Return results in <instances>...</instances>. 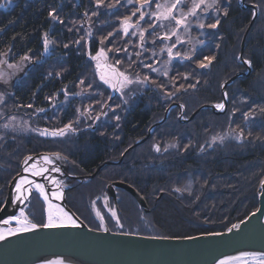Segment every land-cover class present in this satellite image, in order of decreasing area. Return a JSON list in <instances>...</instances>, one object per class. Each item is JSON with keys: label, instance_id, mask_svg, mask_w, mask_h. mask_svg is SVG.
<instances>
[{"label": "trees", "instance_id": "1", "mask_svg": "<svg viewBox=\"0 0 264 264\" xmlns=\"http://www.w3.org/2000/svg\"><path fill=\"white\" fill-rule=\"evenodd\" d=\"M11 3L7 9L0 10V53H8L12 60L25 55L39 56L43 50V36L48 32L64 41L44 60L47 64L55 58L64 59L63 74L48 82V68L36 64L34 72L13 86L9 96L11 103L19 107L32 104L38 109H46L41 117H50H47L48 98L65 87L73 86L71 91L76 93L82 87L79 83L81 72L90 67L91 61L80 53L78 45L76 47L71 39L84 38L91 32L89 46L93 51L100 39L112 32V37L107 36L108 42L116 38L115 44L127 47L130 53L133 50L134 37L120 38L115 29L121 26L120 21L125 16H130L135 0L132 4L127 0H119V3L106 0L99 9L95 0H12ZM255 4L261 9L263 1L255 0ZM183 5L187 11L191 0H186ZM225 8L228 9L227 17L222 15ZM53 9L63 23L49 16ZM154 10L155 4L145 9L146 12ZM93 12L97 15L93 16ZM75 14L82 19V24L69 32L66 25H74L68 24V19ZM251 18L252 10L242 9L238 0H220V12L211 8L207 12L200 9L197 17L189 18L187 30L179 29V39L183 43H177L173 49L174 53L178 51L192 56V59L175 57L169 63L170 69L167 53L161 49L177 38L174 36L172 40L161 42L155 36H146L147 51H143L136 61L138 65L132 64L131 67L137 66L138 71L146 72L155 83H150L141 94L132 97L127 106L119 102L113 105L115 111L108 109L112 113V123L106 134L90 130L85 137L66 144L56 141V146L62 144L61 151L69 155L70 162L75 161L74 166L71 165L75 174L82 179L90 178L86 185H77L73 183L75 179H68L72 183L67 192L69 207L86 219L89 227L99 230L97 223L80 214L81 205L77 201L82 200L77 196L76 187L86 188L88 195L93 196L100 189L102 193L104 188L108 190L116 181L132 186L142 195L146 207L139 206L126 190L116 188V198L111 201L116 203L117 214L123 220H134L135 224L117 227L109 223L113 232L157 237L221 232L257 210L259 185L264 178V20ZM216 19L221 21L216 29L198 26L213 23ZM140 23L148 29L147 23ZM164 23L168 25L167 21ZM167 30L158 27L156 33L163 35ZM74 33L75 37H72ZM243 38L242 54L252 62L250 73L226 85L227 106L223 112L215 113L209 108L199 110L203 105L220 103L223 83L235 73L246 70L247 66L237 59ZM70 42L72 46L63 47ZM127 56L130 57L129 53L123 54L126 61ZM205 56L215 59L209 67L200 68L196 61ZM144 64H151L159 71L153 72L143 67ZM165 70L167 76L163 75ZM185 75L188 79H184ZM190 84L195 87H188ZM167 93L173 95L169 97ZM174 103L185 106L182 118L188 120L180 121V107L176 105L170 109L165 121L148 133ZM245 113L249 114L248 119H245ZM107 114L106 111L104 116ZM116 115L121 117L119 121L114 118ZM241 130L244 135L237 139ZM145 137L144 142L134 146L136 141ZM214 137H217L215 142ZM219 137H223L222 142ZM44 141L43 137H22L7 138L0 143V202H4V191L18 172L22 157L46 151ZM72 143L73 147L70 146ZM154 145L160 146L159 152ZM129 147L121 162L108 163L117 162ZM125 197L130 202H125ZM2 205L0 203V208Z\"/></svg>", "mask_w": 264, "mask_h": 264}, {"label": "rangeland", "instance_id": "2", "mask_svg": "<svg viewBox=\"0 0 264 264\" xmlns=\"http://www.w3.org/2000/svg\"><path fill=\"white\" fill-rule=\"evenodd\" d=\"M105 1L106 0H104V2ZM162 1L163 0H160V2ZM262 1H263L262 7H261L262 10L260 8L255 9V11L257 12V16L255 18L260 17L262 20H264V0ZM4 3H7V1ZM253 4H255V0H238V5L242 9H246V10L251 9L253 11V8H252ZM11 5L12 3L7 4L6 7L0 6V10L7 9ZM181 6L183 8L184 5H181ZM136 7H138L137 4H135L134 7H132L133 10L130 11V15L133 11H135ZM115 8H118V7H115ZM255 18H253L252 16L251 20ZM136 19L133 18V21H135ZM69 23L74 24L71 27L66 25V28L70 30L69 32H71L75 27H78V24H82V19L75 14L72 18L68 19V24ZM140 25L142 27V23H140ZM115 30L117 31V33H119L118 35L120 36V38H126L122 33L121 26H119V28L116 27ZM131 31L133 30H130V32ZM88 33L84 35V38H79L78 36L75 39H71L72 41H74L76 47L78 45L77 48L78 50H80V53L82 55L84 54V57L86 56V59H89L91 61L90 67L88 66L85 67L84 70L81 72V76H82L81 80L83 79L85 81V84L81 85L82 87L79 90L76 87V90H78L76 93L71 91L73 87L72 86L71 88L65 87L61 90V92H58V93L56 92L52 94L50 96L52 99L49 100V107L47 108V110H49L47 117L50 116L49 118L41 117L42 113L46 112V109L43 112H39L38 108L36 107H31L30 109H28L26 106L19 107L11 103L9 96L10 94H12L13 86L18 84L21 79L22 80L20 82L24 81L26 77L28 76V74L30 75L34 72L36 64L45 65L46 66L45 68H48L47 69L48 70L47 78H49L48 82H53L56 76L58 77L61 76L63 74V71L65 70V60L64 59L55 58V59L48 61L47 64L44 63V60L47 56L50 55V53L53 51L55 46L62 45L64 41L62 39H57L56 37L52 35V33L48 32L47 37L51 43L49 44L47 51H45L44 45H43V50L41 54H39V56H32L30 60L21 61V58H18L17 60L16 59L12 60L11 55L9 56L8 53L7 55H0V60L6 61L5 63L0 64V73H3V77H0V95L3 96V100L0 101V137H2V139H0V143L4 142L7 138L18 139L22 137L23 138H26V137H34V138L41 137L42 138L43 137V140H45L43 144H44V147L46 148V151H41V152L34 153V154H27L23 156L19 162L18 172L14 176L20 173L22 161L24 160L26 156L36 155L39 153H46L48 155H51L52 153L58 152L66 156L68 159L65 161L57 160L55 161V164L60 165L63 172H65L66 174L76 176L75 178H73L75 179V182L73 183H76L77 185H83V184L86 185V183L88 182L90 178L82 179L80 176H77L75 174V171L72 168V166L74 165L72 162H70L69 155H66L65 152L61 151L64 148V147L62 149L60 148V145L62 144H59L58 146H56L57 145L56 141L64 142L66 144L68 142H71L72 140L75 141L76 138L81 139L82 137H85V135H88L89 133H91L90 130H95L97 132L99 130L101 131V134L103 133L106 134L105 132L108 129V126L111 125L110 122L112 123L111 121L112 113L108 109L109 108L114 109L113 105L119 104V102L124 104L123 101L125 99L129 102L132 97H134L137 93L141 94L142 91L150 84V83H145V84L129 85L124 90L125 94L123 96L121 92L114 91L113 89L109 88L107 85H104L99 80V76L96 70V61L91 59V56H94L96 52L99 50V48L104 47L105 49L107 48L112 49V51L108 53V56H109L108 63L109 64H114L116 59H120L122 63L121 65H118L117 67H120L121 70H128L130 72L139 73L141 77H143L144 75H147L146 72L138 71L137 66L129 68V65L130 63L131 65L132 64L138 65V62L136 61L138 60L140 56L137 57L136 53L140 51L143 52V50L139 47L138 36H131V37H134L135 43L132 45L133 48L131 47L133 49V50L131 49L132 50L131 53L127 51V53H129L130 55V57L127 56V61H126V58L123 57V54L125 52H121L118 54L116 53V49L118 48V46H120V49H124V48L127 49V47H123L122 45H119V43L118 45L115 44L114 40L116 38L111 39L112 41L110 40V42H108L105 39L104 43L98 44L97 47H95V44H94L95 48H93V51H92L91 50L92 48H90L89 46L91 41H89ZM72 34H70V36H72ZM72 37H75V33H74V36ZM43 39H44V36H43ZM76 41H79V43H76ZM69 44L70 45L67 44L69 47L72 46L71 42ZM244 46H245V43L243 45L241 43L239 54L237 53L238 56L241 57L242 59L244 58L242 54ZM242 59H238L239 63H242ZM131 60H133L134 63ZM8 63L20 65V67L18 69H11L7 67ZM169 63L170 62H167L168 65ZM170 65L168 66L169 69H170ZM251 69H252L251 67L248 68L247 66L245 71L237 72L233 76H235L236 74H241L242 76L237 77L235 79H238V78L243 79V77H246L250 73ZM57 73H59V75H56ZM243 73H246V74L244 75ZM262 75L264 79V70L262 72ZM88 83H91L93 85L92 89H88L86 87ZM65 91L67 94H65ZM127 104L125 105L127 106ZM204 106L206 105H203L202 107ZM85 109H90V111H85ZM106 111L108 113L107 117H105L104 115H101L102 112L106 113ZM178 112H179L178 118L180 119V121H182L183 113L181 115V111L179 110ZM98 115H99V119H96ZM68 123H72L73 128H75L76 131L67 132L62 137L61 136L53 137L51 135H41L40 134L45 129H48L49 131H51L53 129L63 128L64 125ZM162 123L156 124V125H161ZM6 124L8 125L7 128L4 127V125ZM74 143H72V145L70 144V146L73 147ZM51 146H56V147L51 148ZM0 171H2V169H0ZM66 174L64 173L61 174L60 180L63 181L64 194H65L66 202L68 204L67 192L71 190L70 184L72 183V181L70 182L68 181V179H72V178H66L65 176ZM14 176L12 177V179L14 178ZM9 184L7 186L6 191H4V194H5L4 202L8 194ZM111 187L112 185L108 187V190H107V187L106 189L104 188L103 193L102 191H100L101 190L100 189L99 192L93 194V196L88 195L86 188L84 190L83 187L82 188L76 187L78 192L80 193L79 194L77 192V196L81 197L80 201L82 200L81 202H79L74 198L81 205L80 214L82 216H86L87 219H91L92 222L97 223L99 225V229H103L100 227V224H101L100 217H103L104 227L108 229H110L109 223L117 227L120 225H122L123 227L134 226L135 224L134 220H131L129 218L123 220V218L117 214L116 212L117 209L114 205L116 203H112L111 201V200H114V198H111V195H109L110 194L109 190ZM116 188H115V191H116ZM115 198H116V192H115ZM124 200L125 202H130L129 198L127 197H125ZM38 201H40L42 205ZM23 208H24L26 215H28L29 219H31L33 222L35 223L38 222V221H34L33 219L39 220L41 222L46 221V211H45L43 201L40 199L39 194H37L36 192H33V195L29 197L27 201H25ZM112 211L116 212L117 214L116 217L112 216ZM97 212H99L100 214L99 217L97 216ZM77 216L83 221V223L89 226L87 223L88 221L86 219H84L83 217L79 215ZM117 218L119 219V225L117 224ZM250 264H258V261L252 262Z\"/></svg>", "mask_w": 264, "mask_h": 264}, {"label": "water", "instance_id": "3", "mask_svg": "<svg viewBox=\"0 0 264 264\" xmlns=\"http://www.w3.org/2000/svg\"><path fill=\"white\" fill-rule=\"evenodd\" d=\"M243 42L244 38L241 41L242 45ZM240 76L242 75L236 74L223 83V100L221 102L225 105L223 110L217 109V104L206 105L200 107L199 110L209 108L215 113L223 112L227 106V97L224 96L225 87L233 79ZM176 105L180 107V104L176 103L168 107L164 117L153 124L148 133L152 131L156 124L164 122L169 110ZM183 110L184 108L180 107L181 115ZM187 120L183 119L182 121ZM146 138L136 141L134 146L144 142ZM130 148H127L117 162L108 163L121 162ZM44 155L48 154L39 153L28 156L38 158ZM23 161L20 175H23L25 166ZM36 165L38 168L44 167L43 164L36 163ZM54 165L61 168L58 164ZM64 174L66 173L64 172ZM66 175L68 178L76 177ZM18 178L17 174L9 184L7 197L0 208V223L3 219L14 215L16 209L23 208L25 202L19 204L18 207L11 204L13 184ZM116 187L126 190L137 200L140 206L146 207L142 195L124 182L116 181L110 188V195L114 199ZM63 198L64 208L73 218L77 219L80 226L37 228L7 236L5 240L0 241V264H43L46 260H62L63 264H217L219 260L227 256L237 257L243 252L264 253V189L261 188V184L256 208L259 211L255 210L249 213L247 217L241 220L243 223L241 221L237 222L240 224V228L234 229L232 232L227 230L211 232L221 233V235L204 233L186 237H168L167 239L157 236L113 232L108 228L107 231L93 229L83 223L68 206L64 192ZM252 213H255V215H252ZM188 237L192 238L189 239Z\"/></svg>", "mask_w": 264, "mask_h": 264}, {"label": "snow or ice", "instance_id": "4", "mask_svg": "<svg viewBox=\"0 0 264 264\" xmlns=\"http://www.w3.org/2000/svg\"><path fill=\"white\" fill-rule=\"evenodd\" d=\"M12 0H7V3H4V0H0V6L6 7L7 4H10ZM129 4L133 3V0H127ZM136 4L138 7L135 8V11L131 13L130 16H125L121 21V29L122 33L125 37H128L129 35L132 36H138L139 40V47L143 51H147L145 48V44L147 43L146 41V36L152 35L157 37L158 39L163 42L164 40H172V37H176V41L172 43L171 45H166L164 48L161 49V52H166L167 56L169 58V62L174 58V57H182L183 59L191 60L192 56L187 55V54H181L180 52H173V49L176 47L177 43L182 44L183 41L179 39V29L184 28L187 30L189 26V18L190 17H197L199 10L204 9L205 12L209 8L220 12V0H191V5L188 7L187 11L184 10V8L180 7L185 3V0H164V3H161L160 0H135ZM117 3H119V0H117ZM153 4H155V10L154 11H145L146 8H150ZM95 6L97 9L100 7L104 6V0H95ZM260 5L258 4H253L252 8V16L255 18L257 16V12L255 11L256 8H259ZM138 18L133 21V17ZM87 16L88 14L85 13ZM93 16L97 15L96 12L92 13ZM222 15L227 17L228 16V9L225 8L222 11ZM49 16L52 18V20L58 22V23H63L62 20H60L59 16L56 14L55 9L49 12ZM147 17V19H146ZM143 21L148 24V29H145L141 27L140 22ZM167 21L168 25H166L164 22ZM221 21L219 19H216L215 22L209 23L205 25L204 23H200L198 26L199 28L203 29L205 27L210 28V29H216L220 25ZM171 25V27H168ZM168 28L167 31L163 33V35H158L156 33L157 28ZM149 29L151 31L149 32ZM130 30H133L130 32ZM89 36H91V32L88 33ZM114 33L109 32L108 36L112 37ZM107 39V37L101 38L100 43L103 44L104 40ZM155 39H153L152 43L155 44ZM51 42L49 41L47 37V33L44 34V39H43V45L45 51H47L49 44ZM76 43H79V41H76ZM64 47H68L67 44L64 45ZM111 48L105 49L104 47L99 48V50L96 52L94 56H91V59L96 61V70L97 74L99 76V80L104 84L107 85L109 88L113 89L114 91H119L121 92L122 96L125 94L124 90L132 84H145V83H155V81H152L151 78L148 75H144L143 77L140 76L139 73H134L130 72L128 70H121L120 67H117L118 65H121V60L116 59L114 64H109L108 63V53L111 52ZM124 51L127 53V49H116V53L118 54L119 52ZM155 54V53H153ZM0 55H7V53H0ZM91 55V54H90ZM142 55V52H137L136 56L139 57ZM31 57L25 55L21 57V61H27L30 60ZM131 59V58H129ZM215 57L212 56H205L202 60H197L196 63L200 68H207L209 65L212 64L213 60ZM237 59H242L241 57H237ZM6 61L0 60V64L5 63ZM103 62V63H102ZM242 62L244 64H247L249 67H251L252 62L249 59L243 58ZM134 63V61H133ZM8 68L11 69H18L20 65L8 63L7 64ZM143 67L151 69L153 72H158L159 69L153 67L151 64H144ZM129 68H131V63L129 65ZM51 75V74H50ZM56 75H59L57 73ZM164 76L168 75L167 70L163 72ZM0 77H3V73H0ZM184 79H188V76L185 75ZM81 85L85 84V81L82 79L79 81ZM198 83V81H197ZM88 89H92L93 85L91 83H88L86 85ZM160 87H163L161 85ZM181 88H183V85H180ZM188 87H195V85H188ZM223 87V85H222ZM65 94L66 91H65ZM167 95L170 97L173 95V93H167ZM225 98L227 97V93H224ZM49 100L52 98L49 97ZM3 100V96L0 95V101ZM124 104H127L128 101L125 99L123 101ZM26 107H33L32 104L26 105ZM181 108H184V105H180ZM225 105L223 103L217 104L216 108L223 110ZM39 112L45 111V109L41 108L38 109ZM85 111H90V109H85ZM113 111H115L113 109ZM101 115H106V113L102 112ZM245 119H248L249 114L245 113ZM117 121L121 119L119 115H116L114 117ZM96 119H99V115L96 117ZM5 128L8 127V125H4ZM70 131H76L75 128H73L72 123L65 124L63 128H57L49 131L48 129L43 130L40 134L41 135H51L53 137L56 136H64L67 132ZM244 135L243 131L241 130L240 135L237 137V139L242 138ZM2 139V137H0ZM217 137L213 138V142ZM221 142L223 141V137H219ZM155 150L157 152L160 151V146L159 145H154ZM41 159L48 165H54L55 161H65L68 158L61 153H52L51 155H44L41 157ZM32 160L31 156H28L24 159L23 163L25 165L28 164V162ZM75 163V161H73ZM24 172L30 173L32 176H42L44 173L49 172V168L43 167V168H38L35 163H32L28 167H25L23 169ZM52 172H60L61 169L59 167H52L51 168ZM19 178L15 181L14 184V195L11 199V204L13 206H19V204L24 203L33 195V192H38L39 196L43 198V201L47 204L48 207V212H47V219L46 221H42L41 223H35L31 219H29L28 215H26L24 208H19V215H11L7 219H4L2 222L5 225H10L13 221L16 222L17 227L12 228L8 227L5 229H0V241H3L6 239L7 236L15 235L18 232H28L31 230H35L37 228H60V227H79L80 225L77 222V219L73 218L68 212L64 211L62 208L58 206H54L51 202V199H62V190H61V185L63 184V181L56 180L54 177L51 178L50 183L55 185V188L52 190H49L46 188V186L43 183H38L33 180H29L27 176H23L18 174ZM45 179H48V177H45ZM261 188L264 189V180L261 181ZM176 191H181V189H176ZM4 203V202H0ZM259 211V209H257ZM252 215H255V213H252ZM97 216L99 217L100 214L97 212ZM112 216L116 217L117 214L115 211H112ZM101 219V224L100 227L103 228L105 231L108 229L104 227L103 223V217H100ZM243 223V221H241ZM117 224L119 225V219L117 218ZM122 227V225H120ZM240 228V224H232L230 228L227 229L228 232H232L234 229ZM209 235H221V233H209ZM164 239H167L168 237H163ZM191 239L192 237H188ZM246 257H253V258H258V264H264V253H248V252H243L240 254L239 257H232V256H227L217 262V264H235L236 261L246 258ZM43 264H63L62 260H46L43 262Z\"/></svg>", "mask_w": 264, "mask_h": 264}, {"label": "bare ground", "instance_id": "5", "mask_svg": "<svg viewBox=\"0 0 264 264\" xmlns=\"http://www.w3.org/2000/svg\"><path fill=\"white\" fill-rule=\"evenodd\" d=\"M32 163H37V164H43L44 165V167H47V168H49V172H47V173H44L42 176H32L30 173H26V172H24L23 171V176H27L28 177V179L29 180H33V181H36V182H38V183H43L45 186H46V188L47 189H49V190H52L53 188H55V185H53L52 183H50V180H51V178H55L56 180H60V175L61 174H63L64 172H63V170H61L59 173L58 172H52L51 171V168L52 167H54L53 165H48V164H46L42 159H41V157H38V158H32V160H30L29 162H28V164L27 165H25L24 166V168L25 167H28L29 165H31ZM56 167H58V166H56ZM41 168V167H40ZM60 168V167H59ZM61 169V168H60ZM66 176V178H68L67 177V175H65ZM45 177H48V179H45ZM61 181V180H60ZM15 184V183H14ZM14 184H13V189H12V197H13V195H14ZM61 190H62V197H63V184L61 185ZM35 192V191H34ZM37 194H38V192H36ZM40 197V196H39ZM40 199L43 201V198L42 197H40ZM63 201H64V198H62V199H59V200H57V199H54V198H52L51 199V202H52V204L54 205V206H58V207H60V208H62L64 211H66L67 212V210L64 208V205H63ZM43 204H44V207H45V211H46V219H47V212H48V207H47V204L43 201ZM14 215H19V210L18 209H16V212L14 213ZM7 219V218H6ZM4 220V219H3ZM2 220V221H3ZM8 227H17V224H16V222L15 221H13L10 225H5L3 222H1L0 223V229H5V228H8ZM240 256V255H239ZM239 256H237V257H239ZM258 261V258H253V257H246V258H242V259H240V260H238V261H236L235 262V264H250V263H252V262H257Z\"/></svg>", "mask_w": 264, "mask_h": 264}]
</instances>
